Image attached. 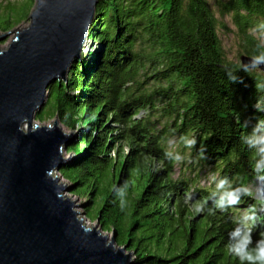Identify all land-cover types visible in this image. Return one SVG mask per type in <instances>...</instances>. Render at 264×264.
Wrapping results in <instances>:
<instances>
[{
    "label": "trees",
    "instance_id": "obj_1",
    "mask_svg": "<svg viewBox=\"0 0 264 264\" xmlns=\"http://www.w3.org/2000/svg\"><path fill=\"white\" fill-rule=\"evenodd\" d=\"M34 3L6 7L1 33L25 21ZM215 5L220 16L230 17L246 55L256 53L259 42L250 30L264 22V0H215ZM217 27L206 0H102L89 33L101 51L71 66L66 88L73 96L54 84L36 115V121L56 118L67 130L85 131L66 151L79 158L62 165L60 173L73 195L92 199L87 216L134 255L132 264H239L225 250L233 219L252 206L264 217V203L252 196L226 212L195 213L191 203L208 198L214 185L196 188L193 179L174 180L177 163L164 156L168 138L191 132L197 145L181 148L192 172L211 166L236 185L254 182L242 123L264 117L253 108L254 82L264 77L239 71L242 83L229 80L226 68L240 66L225 62ZM158 112L168 119L159 128L152 117ZM125 180L130 188L122 210L114 189ZM186 191L193 196L189 204ZM261 232L264 223L253 230L254 241Z\"/></svg>",
    "mask_w": 264,
    "mask_h": 264
},
{
    "label": "water",
    "instance_id": "obj_2",
    "mask_svg": "<svg viewBox=\"0 0 264 264\" xmlns=\"http://www.w3.org/2000/svg\"><path fill=\"white\" fill-rule=\"evenodd\" d=\"M102 0H35L29 26L0 52V264H131L133 254L86 228L53 176L74 137L33 126L48 89L64 81ZM247 63L248 58L241 59Z\"/></svg>",
    "mask_w": 264,
    "mask_h": 264
},
{
    "label": "clouds",
    "instance_id": "obj_3",
    "mask_svg": "<svg viewBox=\"0 0 264 264\" xmlns=\"http://www.w3.org/2000/svg\"><path fill=\"white\" fill-rule=\"evenodd\" d=\"M250 31L259 40L258 51L250 55L247 63L242 62L239 69L226 68V75L232 83L243 82L237 75L239 71L245 73L264 72V50H260L264 49V22L257 24ZM254 87L257 95L253 108L258 113H264V79H257L254 82ZM254 119L255 122H253ZM242 127L248 130L241 137V141L252 151V171L255 183L236 185L227 176L220 177L215 173H209L208 180L214 185V190L208 198L191 203V207L196 213L204 212L206 208L209 214H215L216 211L226 212L239 205L243 197L253 196L254 193H264V117H249L244 120ZM166 144L165 158L180 164L185 161L186 157L176 150L177 145L192 149L197 145V140L189 132L179 136L178 139L175 136L168 138ZM204 151L205 149L201 148V156ZM129 188L130 182L125 180L121 187L114 189L119 197L122 210L128 203ZM192 200V193L186 191L184 193L185 204H189ZM233 223L235 227L228 232V240L225 245L226 253L238 259L239 264H264V232H261L255 241L253 239V230L257 225L264 223V217L260 216L259 208L252 206L242 210L240 215L233 219Z\"/></svg>",
    "mask_w": 264,
    "mask_h": 264
},
{
    "label": "rangeland",
    "instance_id": "obj_4",
    "mask_svg": "<svg viewBox=\"0 0 264 264\" xmlns=\"http://www.w3.org/2000/svg\"><path fill=\"white\" fill-rule=\"evenodd\" d=\"M220 1L225 2L226 0H220ZM25 2H26V0H0V15L5 11L6 7L20 6L21 4H23ZM206 2L208 4L210 12L213 14V17L217 21V24H218L217 37H218V40L220 42V46H221V50H222L225 62L228 65H232L235 67L241 66V63H242L241 59L242 58H244V59L248 58L249 59V57L245 53V46H244L243 42H241V38H240L239 34H237V29L233 26L229 16H225V17L220 16L218 9L215 5V0H206ZM34 6H35V3L33 4L31 13L34 10ZM31 13L29 14V16L31 15ZM94 15H95V13H94ZM29 16L25 21H23L21 24H19L17 27H15L10 32L3 34L0 31V37L6 36L8 34H12V33L18 32V31H22V30H25L26 28H28L29 23H30ZM93 19H94V16H93ZM89 33H90V30H89ZM89 33H88L87 39L84 42L83 49L81 50V53L78 56L79 57L77 59L78 61H81V59L84 58L89 62L90 61L89 55H94V54L98 53L99 51H101L100 46L98 44H96L95 42H92L90 40ZM251 36L259 42L257 37L252 32H251ZM12 40H13V36H11V37L5 39L4 41L0 42V52L5 51L8 48V46L10 45V43L12 42ZM254 73L256 75H260V76L264 77V72H254ZM68 76L69 75H67V77L65 78L64 81H60L59 83L63 84V86L65 88L64 89L65 94L73 96V93L70 92L68 88H66V85L68 84V79H67ZM147 76H149V75H147ZM142 80H144V79L142 78ZM145 83H146V86H145L146 91L151 92L154 89L152 81L148 80ZM49 100H50V97H47L46 104ZM46 104L44 105V107L46 106ZM143 115H145V113L141 114V116H143ZM160 115H161V113H159V112L156 114L154 113L152 115V117L154 119H157V121H158L157 124H155L158 128L161 127L162 125L166 124L168 121V119H166V118H160ZM55 121H57L58 129L61 130V133L63 135L74 137L71 141H74V140L76 141V140L80 139L82 134H84V132H85V131H82L83 129H81V131H79V129H78V131H75V132L72 130H67V129L61 127V125L59 124V122L56 118H52V119L46 118L43 122L36 121V115H35V119L33 122V126L50 127L55 123ZM69 146L70 145L67 144V146L62 149L61 158H62V160H65V161L71 160L72 162H74V160L76 158H79V156L74 157V155L72 153H66ZM176 150L181 152L182 155H185V151L181 148L180 144L177 145ZM127 152H128V149L124 148V153H127ZM110 157H113L112 152L110 153ZM190 164H192V162H189V160H187V158L185 159V161L183 163L177 164V166L174 168L173 179L177 180L178 178H181V177L193 179L194 183L196 184V188H209L210 186L213 185L208 180L209 173H214L211 166H208L206 168H203V167L198 168V166H197L196 168H194L195 170L192 172L190 170ZM53 176L59 180V184L64 185L65 187H66V185H69V183L64 179V177L60 173V170L54 172ZM253 183H255V181ZM64 196L71 203L76 202L75 206L78 205L80 207V208H75V212L80 214L78 216L79 217L78 219L80 221H82L83 225L86 226V228H90V229L96 228L95 230L100 232V229H99L97 222H93L87 216V214L85 212V206L87 204H89L92 199L90 200V199L78 197L77 195H73L72 191L66 192L64 194ZM252 198L255 201L264 203V193H258V194L254 193ZM89 205H91V204H89ZM100 233H101V235L107 237L109 240L112 239V237H113V235L110 233H105V232H103V233L100 232ZM126 253H129V252H127V249H126ZM133 259H134V255H133Z\"/></svg>",
    "mask_w": 264,
    "mask_h": 264
}]
</instances>
